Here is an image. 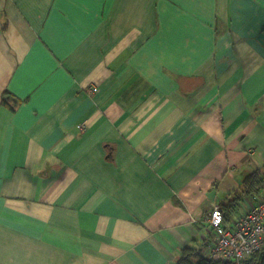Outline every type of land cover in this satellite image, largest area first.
Returning <instances> with one entry per match:
<instances>
[{
    "label": "crops",
    "instance_id": "1",
    "mask_svg": "<svg viewBox=\"0 0 264 264\" xmlns=\"http://www.w3.org/2000/svg\"><path fill=\"white\" fill-rule=\"evenodd\" d=\"M261 165L264 0H0V264L203 256Z\"/></svg>",
    "mask_w": 264,
    "mask_h": 264
},
{
    "label": "built area",
    "instance_id": "2",
    "mask_svg": "<svg viewBox=\"0 0 264 264\" xmlns=\"http://www.w3.org/2000/svg\"><path fill=\"white\" fill-rule=\"evenodd\" d=\"M96 91V87L91 88ZM222 205L215 204L207 221L213 233L205 257L227 264H242L264 246V195L233 223H224Z\"/></svg>",
    "mask_w": 264,
    "mask_h": 264
},
{
    "label": "trees",
    "instance_id": "3",
    "mask_svg": "<svg viewBox=\"0 0 264 264\" xmlns=\"http://www.w3.org/2000/svg\"><path fill=\"white\" fill-rule=\"evenodd\" d=\"M9 94V91L3 92V102H7L6 96ZM108 148H110L107 145ZM110 152V151H109ZM264 189V165L257 167L255 170L248 173L241 182L240 191L237 193L238 199L240 200L248 194L254 195L258 191ZM263 196V195H262ZM261 196V197H262ZM261 197L254 198L257 202ZM235 198H231L228 202L222 204L224 210V219L225 221L230 218L232 209L235 208ZM237 202V201H236ZM264 226V221H262ZM177 264H227L224 261L216 260L212 257H205L201 255V251L193 249L191 246H185L183 249V255L177 260ZM242 264H264V246L254 253L249 259L242 262Z\"/></svg>",
    "mask_w": 264,
    "mask_h": 264
}]
</instances>
